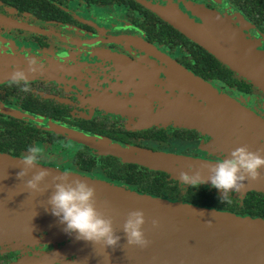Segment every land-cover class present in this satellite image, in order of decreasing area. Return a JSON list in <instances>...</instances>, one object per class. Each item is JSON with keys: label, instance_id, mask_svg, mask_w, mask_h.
Listing matches in <instances>:
<instances>
[{"label": "flooded vegetation", "instance_id": "1", "mask_svg": "<svg viewBox=\"0 0 264 264\" xmlns=\"http://www.w3.org/2000/svg\"><path fill=\"white\" fill-rule=\"evenodd\" d=\"M186 21L230 26L264 52V0H0V152L22 157L39 144L40 164L180 201L203 187L211 206L264 219L242 211L264 190L243 187L222 202L210 182L182 185L173 172L114 151L121 145L218 162L241 145L264 148L250 123L232 125L229 110H207L219 104L217 92L264 120V90L187 35ZM30 60L43 67L28 73L31 91L10 86ZM236 129L246 135H232ZM76 258L46 229L0 245V264Z\"/></svg>", "mask_w": 264, "mask_h": 264}, {"label": "water", "instance_id": "2", "mask_svg": "<svg viewBox=\"0 0 264 264\" xmlns=\"http://www.w3.org/2000/svg\"><path fill=\"white\" fill-rule=\"evenodd\" d=\"M183 25L182 29L187 35L264 90V52L258 51L235 28L220 23L214 26L210 24V27L197 26L189 21ZM216 93L213 98L219 104L207 107L208 111L215 114L217 109L219 113L227 109L236 118L232 125L250 123L260 134L259 137L264 138V120L240 107L233 98ZM231 133L234 136L245 134L237 129ZM71 135L87 142L93 140L84 132L73 131ZM114 151L149 166L166 169L176 176L191 168V172L199 171L207 178L209 168L216 163L121 145H117ZM20 158L0 152V244L20 238L31 239L46 229L50 236L66 241L71 254L77 256V264H264V219L261 217L241 216L214 206L133 191L70 172V179L86 180L95 188L98 209L112 218L117 235L121 237L119 247L106 250L99 245L94 247L90 242L77 240L75 234L70 235L63 230L65 225L52 215L47 202L52 191L53 176L63 171L40 164L30 170L26 177L18 179L16 174L23 167ZM40 169H47L51 173L41 185L47 184L49 187L43 194H33L26 188L25 181ZM6 176L7 179H4ZM261 177L245 181L244 188L264 190L262 169ZM132 210L144 212L146 222L143 231L151 241L147 248L126 244L122 228L127 214ZM153 219L159 220V226H153ZM208 221H211L210 224Z\"/></svg>", "mask_w": 264, "mask_h": 264}, {"label": "clouds", "instance_id": "3", "mask_svg": "<svg viewBox=\"0 0 264 264\" xmlns=\"http://www.w3.org/2000/svg\"><path fill=\"white\" fill-rule=\"evenodd\" d=\"M42 71V66H37L35 60H30L27 72L17 69L11 74L9 85H15L23 92H30L28 73ZM262 151L264 150L253 151L247 145H241L234 148L227 158L212 164L207 178L199 171L191 172L189 168L190 171H181L178 179L182 185L196 188L210 181L211 186L222 193L220 200L230 203V194L239 193L245 186V181L262 178L261 169H264ZM43 156L44 148L41 145L29 146L27 152L20 158L23 167L17 172V178L26 177L30 170L40 165ZM50 175L47 169L34 172L31 178L25 181L26 188L33 194L45 193L49 186L41 185ZM70 176L69 171L53 176L52 191L47 200L52 215L65 225L63 230L70 235L75 234L77 240L90 242L94 247L99 245L105 250L119 247L121 237L117 235L112 218L98 209L95 188L86 180L70 179ZM145 222L142 210H132L127 214L122 228L127 245L143 249L151 244L143 231ZM210 222L208 221L209 224ZM152 224L154 227L159 226V220L153 219Z\"/></svg>", "mask_w": 264, "mask_h": 264}, {"label": "trees", "instance_id": "4", "mask_svg": "<svg viewBox=\"0 0 264 264\" xmlns=\"http://www.w3.org/2000/svg\"><path fill=\"white\" fill-rule=\"evenodd\" d=\"M4 134L5 133L0 130V136ZM137 172H138L137 174L140 173L139 171ZM123 173L129 176H133L135 174L129 171L128 172L123 171ZM200 188L201 189H198L195 192L189 188V190L192 191V194H190L189 197H187L188 198L187 200L194 202L196 204H200V205L211 206L212 204H214L212 202L207 201V196L204 193L205 190H203V187H200ZM249 201H250L249 205H247V202H246V207H244L242 211L243 212L248 211L253 214H261L264 216V196L252 193V196L250 197Z\"/></svg>", "mask_w": 264, "mask_h": 264}, {"label": "rangeland", "instance_id": "5", "mask_svg": "<svg viewBox=\"0 0 264 264\" xmlns=\"http://www.w3.org/2000/svg\"><path fill=\"white\" fill-rule=\"evenodd\" d=\"M235 100V99H234ZM237 101V100H236ZM238 102V101H237ZM234 122H235V120H234ZM21 239V238H20ZM0 245H2V244H0Z\"/></svg>", "mask_w": 264, "mask_h": 264}]
</instances>
